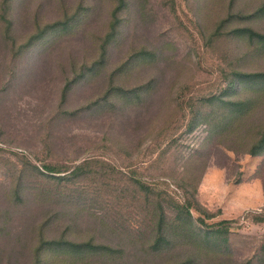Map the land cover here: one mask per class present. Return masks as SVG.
<instances>
[{
	"label": "rangeland",
	"instance_id": "obj_1",
	"mask_svg": "<svg viewBox=\"0 0 264 264\" xmlns=\"http://www.w3.org/2000/svg\"><path fill=\"white\" fill-rule=\"evenodd\" d=\"M247 27L264 33V0H0V264H35L41 234L115 251L40 264H264V80L228 84L264 71ZM199 216L232 223L202 238Z\"/></svg>",
	"mask_w": 264,
	"mask_h": 264
},
{
	"label": "trees",
	"instance_id": "obj_2",
	"mask_svg": "<svg viewBox=\"0 0 264 264\" xmlns=\"http://www.w3.org/2000/svg\"><path fill=\"white\" fill-rule=\"evenodd\" d=\"M245 29H248V32H250V35L255 38L257 37L260 41L263 42L264 44V33L257 31L251 27H247ZM234 76L232 77V80L228 83L230 88L238 84L242 81L246 82L249 79H256V80H264V71H257V72H241V71H234ZM218 99L222 100L224 103V106L229 105L231 108V113H235V111L241 110L242 106L245 105L247 100H241V99H223L222 96H218ZM264 150V132L260 139L249 149V152L253 154H259V152ZM92 161L91 159H86V161H81L78 164L75 165V168L70 171V169L67 168V165L65 164H57V163H52V162H45L41 165L42 168H39V166L36 165L35 171L39 172L44 175H55V176H60V178H64L68 173L73 172L72 174L74 175H79L86 170V164L88 162ZM145 185V184H143ZM146 186V185H145ZM186 200V201H185ZM185 200L178 202V205L174 207L176 210V218H180L181 216H186L185 220L188 219L189 217H192L191 214V208L192 206H195V203H192V201H188V198ZM202 211V210H201ZM207 214V217H211L212 214L209 211H204ZM156 214L159 215V218L156 223L155 227V236L152 239L151 242V247L153 248L154 251H158L161 248H165L167 245H169V233L168 231V219L166 218V213L163 208V205L160 204V209ZM185 214V215H182ZM256 220L258 221H264V208L257 212L255 217ZM197 220L200 222V224H195V227L198 228L199 234H201L202 238H207V237H223L229 230L230 224L232 223V220L230 219H224L221 221H216L212 223H207L204 217H197ZM50 221L49 219H46L44 222L40 223V229L41 232L43 233V228L48 225ZM40 244L36 247V254L38 255L36 259L35 264H40L41 260L44 258V255L47 254V250L51 249L53 247H63L66 248V252H70L74 254H79L82 250L86 249H92L93 248H98V249H108V250H113L115 251V247L109 245V244H104V243H94L91 240H86V241H72L70 239H60L56 238L53 240L46 239L44 237V234H41L40 236ZM62 241L61 243H59ZM66 241V244H63ZM262 253L264 254V243L262 246ZM264 256V255H263ZM264 261V259H263ZM178 264H186V262H180ZM244 264H250V263H244ZM253 264V262L251 263Z\"/></svg>",
	"mask_w": 264,
	"mask_h": 264
}]
</instances>
